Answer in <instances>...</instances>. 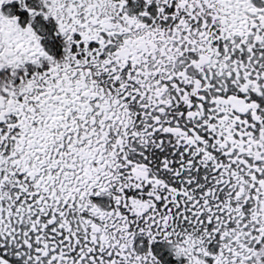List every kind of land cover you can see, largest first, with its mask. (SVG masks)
<instances>
[{"label": "snow or ice", "instance_id": "obj_1", "mask_svg": "<svg viewBox=\"0 0 264 264\" xmlns=\"http://www.w3.org/2000/svg\"><path fill=\"white\" fill-rule=\"evenodd\" d=\"M0 264H264V0H0Z\"/></svg>", "mask_w": 264, "mask_h": 264}]
</instances>
